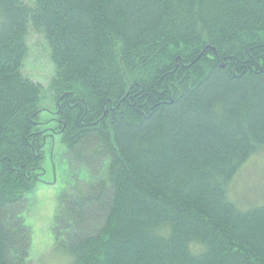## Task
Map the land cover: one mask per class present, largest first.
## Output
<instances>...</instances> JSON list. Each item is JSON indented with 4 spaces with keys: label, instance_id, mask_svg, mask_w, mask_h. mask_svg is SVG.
Listing matches in <instances>:
<instances>
[{
    "label": "trees",
    "instance_id": "1",
    "mask_svg": "<svg viewBox=\"0 0 264 264\" xmlns=\"http://www.w3.org/2000/svg\"><path fill=\"white\" fill-rule=\"evenodd\" d=\"M49 131L70 264H264V202L230 195L264 152V0H0V264L29 257Z\"/></svg>",
    "mask_w": 264,
    "mask_h": 264
},
{
    "label": "rangeland",
    "instance_id": "2",
    "mask_svg": "<svg viewBox=\"0 0 264 264\" xmlns=\"http://www.w3.org/2000/svg\"><path fill=\"white\" fill-rule=\"evenodd\" d=\"M28 46L29 53L24 62L23 74L45 89L53 73L45 43L41 36L31 33L28 37ZM44 108L47 112L43 114V120L51 119L53 109ZM53 124L50 122L44 125V128L51 130ZM47 135L51 137H48L45 147L47 156L43 163L41 182L37 184L35 192L30 197L24 215L25 223L31 230V248L26 264H70L69 258L55 249L51 232L59 191L54 184L53 165L49 155L61 151L62 145L59 135L53 131L47 132ZM230 195L243 207L264 202V152L254 156L235 177Z\"/></svg>",
    "mask_w": 264,
    "mask_h": 264
}]
</instances>
